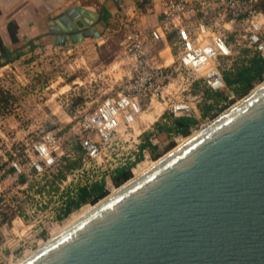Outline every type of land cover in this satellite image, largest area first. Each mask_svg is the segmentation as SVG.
<instances>
[{
  "label": "water",
  "instance_id": "1",
  "mask_svg": "<svg viewBox=\"0 0 264 264\" xmlns=\"http://www.w3.org/2000/svg\"><path fill=\"white\" fill-rule=\"evenodd\" d=\"M98 17L68 6L54 46L97 37ZM18 264H264V82Z\"/></svg>",
  "mask_w": 264,
  "mask_h": 264
},
{
  "label": "rangeland",
  "instance_id": "2",
  "mask_svg": "<svg viewBox=\"0 0 264 264\" xmlns=\"http://www.w3.org/2000/svg\"><path fill=\"white\" fill-rule=\"evenodd\" d=\"M81 1L46 0L43 1L44 4H18L10 13L23 23V35L26 38L23 37V40L15 46H9L10 50L21 47L20 56L0 67V170L5 171L4 174H0V244L4 241L13 245L18 244V249L13 253L16 257H19L23 251L36 250L34 241L39 236L43 237L44 233L40 230L44 227L48 228V233L44 234L46 241L93 206L90 203L84 204L73 210L62 221H55L50 210L60 202L56 191L60 182L54 178V173L60 165H64L61 161L62 157L72 160L81 153L75 149L82 137L79 130V115L112 96L118 90V82L124 79L119 76L118 81L114 82L113 78V75L125 68L120 64L122 55L119 44L121 40L119 19L132 5L127 7L121 5L119 11L115 10L113 5L109 11L104 9L109 13L106 18L103 11V19L107 20L105 21L107 25L102 28L100 35L98 33L97 37H93L96 39L102 37L103 42L99 46L93 44L94 41L90 38L85 41L87 43L81 41L69 47L54 46L53 34L49 33V22L55 23L64 8ZM105 2L106 0H97L96 4H88L99 14L95 22L96 29L98 24L103 25L100 17ZM150 2L151 0H148V3ZM263 2L264 0H260V4ZM148 3L135 6L145 12ZM37 13L40 16L39 24L31 20ZM31 33L35 34V37L27 38V36L31 37ZM224 34L233 52L229 62L222 61L221 68L225 69L235 58H243L241 52L245 47L242 46L243 40L234 36L243 34L240 27L234 33L224 32ZM262 39L264 40V28ZM29 41H31L30 46ZM166 54L167 52L162 56ZM262 83L255 85L250 91ZM203 89V87L194 88L191 94L203 98ZM241 99L233 98L230 106H226L213 117L200 119L198 111L199 124L192 128L190 134L186 137L171 138L152 135L154 122L158 120L160 113H166V109H162L163 107L155 102L145 111V103L142 101L140 106L144 112L131 126V132L138 134L139 142L143 134L149 133V140L156 146L157 152H161L157 158L159 159ZM47 130H54L57 133L60 139V156L54 168L37 174L29 165L25 144L36 140ZM121 134L122 128L119 129L114 142L118 143L116 154L119 158H124L127 153L132 152L134 143L131 137L128 140L119 137ZM124 139L126 141L122 142ZM170 142H174L173 148L164 150ZM122 147H129V150L124 151ZM12 152L16 154L22 166V175L26 178L24 184L19 183V175L14 174L9 168L10 159L13 158ZM145 157L138 165L154 164L157 160L153 159L147 150ZM111 158H114L113 154ZM133 176L132 171L130 178ZM120 186L116 187L109 181L105 183L104 188L109 195ZM9 252V249H5V256L9 255Z\"/></svg>",
  "mask_w": 264,
  "mask_h": 264
},
{
  "label": "built area",
  "instance_id": "3",
  "mask_svg": "<svg viewBox=\"0 0 264 264\" xmlns=\"http://www.w3.org/2000/svg\"><path fill=\"white\" fill-rule=\"evenodd\" d=\"M258 1L151 0L150 11L158 15V21L147 30L141 25L138 17L140 10L135 6L120 17L119 44L127 70L112 96L79 115L82 157L79 166L67 172L57 185L60 202L50 210L55 221H59L56 215L65 207L66 201L73 198L79 189H89L99 182L105 184L117 168L128 163H135V167L141 162H136L141 141L138 134L131 132V126L144 112L140 106L142 101L145 111L156 102L172 118L195 117L200 120L197 106L202 98L193 96L191 91L196 84L211 91L225 90L222 61L229 62L233 52L224 32L234 33L240 27L243 34L234 36L243 40V47L264 57V11L257 8ZM161 42L164 48L156 55L160 57L158 61L151 54V48ZM163 50H167L165 56H161ZM232 99V94H229L227 101ZM225 105L227 102L221 103V107ZM121 128L119 137L126 140L131 137L134 143L132 152L124 158L116 154L118 143L114 142ZM25 145L29 165L37 174L57 165L60 139L54 130L42 132L36 140ZM122 149L127 151L129 147ZM141 153L142 159H145V150ZM112 154L114 158H111ZM12 157L9 168L20 176V161L14 152ZM4 173L3 169L0 170V174ZM40 232L47 234L48 228L44 227ZM44 234L34 241L37 248L48 240L44 241ZM18 247V244L6 241L0 244V264H18L25 258L26 252H33L23 251L16 257L13 253ZM5 249L10 250L7 256Z\"/></svg>",
  "mask_w": 264,
  "mask_h": 264
},
{
  "label": "trees",
  "instance_id": "4",
  "mask_svg": "<svg viewBox=\"0 0 264 264\" xmlns=\"http://www.w3.org/2000/svg\"><path fill=\"white\" fill-rule=\"evenodd\" d=\"M148 0H141L139 4H147ZM141 5V6H142ZM257 8L264 11V2L260 4V0L256 5ZM103 11H101L100 19L103 25L98 24V33H102V28L106 27L107 20L103 19ZM103 13V14H102ZM109 13L105 11L104 17L108 18ZM7 37L9 45L15 46L19 43L18 39V25L14 20H10L6 25ZM170 37V36H169ZM31 41L28 42L30 46ZM21 47H17L10 50L3 44L0 38V67L10 63L12 60L20 56ZM251 52V53H250ZM243 58H235L233 63L228 69H224L222 72L223 82L225 84V90L221 91H211L208 89H203V98L198 104L197 108L199 111V118L213 117L220 110L225 108L232 100L227 101L229 94H232L233 98H243L249 91L257 84L264 81V57L259 53L253 52L247 48L242 50ZM3 59V60H2ZM195 88H198L197 84ZM227 102V105L221 107V103ZM199 120L195 117H178L172 118L170 114L163 113L156 122H154L152 130L154 131L152 135L158 137L171 138L173 136L186 137L190 134L192 128L198 124ZM149 133L143 134V138L139 145V154L137 155L136 162L142 160V150H147L153 159H157L161 152H157L156 146L152 144L149 140ZM174 142L168 143L164 150L173 148ZM78 153H81L70 160L68 158L62 157L61 161L64 165H60L54 173V178L56 180L64 179L67 172L78 167L82 157V150L79 145L75 148ZM135 163H128L124 167L117 168L112 176L110 177L111 184L118 187L124 182H126L131 177L130 168L134 167ZM19 183L24 184L26 178L23 175L18 177ZM104 182H99L93 184L89 189H79L73 198H69L66 201L65 207L60 209L59 213L56 215L57 220H62L66 218L73 210L80 208L82 205L90 203L95 204L97 201L102 199L107 195V190L104 188Z\"/></svg>",
  "mask_w": 264,
  "mask_h": 264
},
{
  "label": "crops",
  "instance_id": "5",
  "mask_svg": "<svg viewBox=\"0 0 264 264\" xmlns=\"http://www.w3.org/2000/svg\"><path fill=\"white\" fill-rule=\"evenodd\" d=\"M43 1H46V0H0V38L3 41V44L6 47L9 48V46H10L9 43H8L7 30H6V25H7V23L10 20H14L16 22V24L18 25V29H19V31H18V39H19V41L23 40V37L26 38L23 35V31H24L23 30V26H22L23 23H21L19 20H17L14 15L10 14L11 10L13 8H15L18 4H21V5L22 4H44ZM70 1H73V0H70ZM95 1H97V0H82L81 3H74V4H70V5L71 6L72 5H74V6L76 5V6L83 7L84 9L93 10L94 11L93 7L88 5V4H96ZM140 1L141 0H136L135 2L131 3V5L132 6H135V5L138 6L137 4H139ZM148 4H149V6L146 7V11L145 12L140 11L139 14H138V17H139V20L141 22V25L146 30L151 28L152 26H154L157 23V21H158V15L155 14V13H152L150 11V3H148ZM64 10H65V8H64ZM62 12H61V14H62ZM39 19H40V16L37 13V14H35V17L32 16L31 20L35 24H39ZM28 37L29 38H33V37H35V34L31 33V37L27 36V38ZM101 38L102 37H99L97 39L96 38H90V39L92 41H94L93 44L99 46L100 43L103 42V39H101ZM85 41H87V38L84 39L82 41V43H87ZM163 48H164V43H162V42L159 43L158 45L152 46V48H151V54H153L158 61H160V57H157L156 55L158 54V51L162 50ZM166 51L167 50H163L162 53H161V56L163 55V53H166ZM120 64L124 65L125 68L122 69L121 72L118 71L119 72L118 74L113 75L114 82L118 81V77L119 76L123 77L125 75L126 70H127L126 59L123 57V55H122V61L120 62Z\"/></svg>",
  "mask_w": 264,
  "mask_h": 264
},
{
  "label": "bare ground",
  "instance_id": "6",
  "mask_svg": "<svg viewBox=\"0 0 264 264\" xmlns=\"http://www.w3.org/2000/svg\"><path fill=\"white\" fill-rule=\"evenodd\" d=\"M231 108H232V107H231ZM152 111H153V110H152ZM206 126H207V124H206ZM206 126H203L202 128H204V127H206ZM202 128H201V129H202ZM201 129H200V130H201ZM197 133H198V132H197ZM193 134H195V133H193ZM192 136H194V135H191V136L187 137L186 139H184V140L181 142V144H183L184 142H186L187 140H189V138L192 137ZM181 144H180V145H181ZM152 165H153V163H149V164H147V165H146V163H145L144 165H141V166H140V165H137V167L133 169V175H134L133 177L136 178V177L140 176V175L143 174L146 170H148ZM90 209H91V208H90ZM90 209H89V210H90ZM89 210H87L86 212H84L80 217H82L84 214H86ZM80 217H79V218H80ZM79 218H78V219H79ZM78 219H76L75 221H77ZM75 221H73L70 225H72ZM70 225H68L66 228H68ZM66 228H65V229H66ZM65 229H64V230H65ZM62 231H63V230H62ZM62 231H61V232H62ZM59 233H60V232H58V233H56L55 235H53L52 238L55 237V236H57ZM43 244H44V243H43ZM43 244H41L40 246H42ZM31 254H32V253L26 252L25 255H24V256H25V259H26L27 257H29ZM16 264H17V263H16Z\"/></svg>",
  "mask_w": 264,
  "mask_h": 264
}]
</instances>
